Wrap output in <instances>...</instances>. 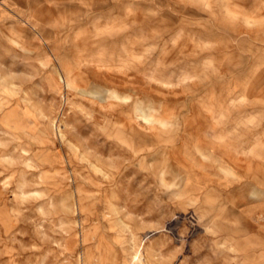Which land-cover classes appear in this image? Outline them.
Listing matches in <instances>:
<instances>
[{"label": "rangeland", "instance_id": "rangeland-1", "mask_svg": "<svg viewBox=\"0 0 264 264\" xmlns=\"http://www.w3.org/2000/svg\"><path fill=\"white\" fill-rule=\"evenodd\" d=\"M0 264H264V0H0Z\"/></svg>", "mask_w": 264, "mask_h": 264}]
</instances>
